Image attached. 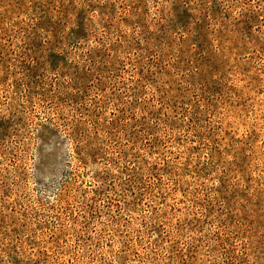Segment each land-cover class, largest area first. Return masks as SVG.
I'll return each instance as SVG.
<instances>
[{
  "label": "rangeland",
  "instance_id": "obj_1",
  "mask_svg": "<svg viewBox=\"0 0 264 264\" xmlns=\"http://www.w3.org/2000/svg\"><path fill=\"white\" fill-rule=\"evenodd\" d=\"M0 264H264V0H0Z\"/></svg>",
  "mask_w": 264,
  "mask_h": 264
}]
</instances>
